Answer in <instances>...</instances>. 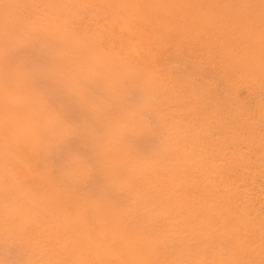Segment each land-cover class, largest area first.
<instances>
[{"label": "rangeland", "instance_id": "374dc122", "mask_svg": "<svg viewBox=\"0 0 264 264\" xmlns=\"http://www.w3.org/2000/svg\"><path fill=\"white\" fill-rule=\"evenodd\" d=\"M0 264H264V0H0Z\"/></svg>", "mask_w": 264, "mask_h": 264}, {"label": "bare ground", "instance_id": "6f19581e", "mask_svg": "<svg viewBox=\"0 0 264 264\" xmlns=\"http://www.w3.org/2000/svg\"><path fill=\"white\" fill-rule=\"evenodd\" d=\"M6 247V246H5Z\"/></svg>", "mask_w": 264, "mask_h": 264}]
</instances>
